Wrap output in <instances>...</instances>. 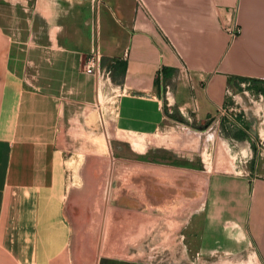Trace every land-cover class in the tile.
<instances>
[{
    "label": "crops",
    "instance_id": "crops-1",
    "mask_svg": "<svg viewBox=\"0 0 264 264\" xmlns=\"http://www.w3.org/2000/svg\"><path fill=\"white\" fill-rule=\"evenodd\" d=\"M96 53L125 92L107 135L135 155L69 167L64 129L99 96ZM251 80L264 85V0H0V264H264V89ZM236 81L249 88L231 96ZM226 118L242 173L157 156Z\"/></svg>",
    "mask_w": 264,
    "mask_h": 264
},
{
    "label": "rangeland",
    "instance_id": "rangeland-1",
    "mask_svg": "<svg viewBox=\"0 0 264 264\" xmlns=\"http://www.w3.org/2000/svg\"><path fill=\"white\" fill-rule=\"evenodd\" d=\"M242 82L244 81L235 82V86L239 89L236 91L235 87H233V89L230 90L231 96L241 91L242 88L246 90L249 88V85L240 87ZM247 82L256 89H264V85L260 83ZM119 86V80L101 68L99 73L98 98L93 101L90 107H76L75 111L71 112L64 129V137L67 140L65 156L69 160V167H81V165L85 167H95L96 164L100 162L97 156L108 158V154L112 151L125 157H133L135 155L134 148L131 147L130 143L125 142L119 147L120 144L115 145L111 143L107 135V128L110 126V120L114 118L118 101L122 94L125 93L124 89ZM233 107H235V105H233ZM234 125L235 123L233 120L231 121L226 118L225 121H222L221 125L215 126L209 132H206L208 130L206 126L202 128L194 126L192 129L194 138L191 139L190 137H186V140L194 141L189 143L188 146H185L189 151L186 148L184 149L183 145H180L177 147L179 148L178 150L160 152L157 156L168 159L170 162L187 163L189 161L191 165L196 167H203L205 161L209 163L211 160L214 161L218 158L222 160L224 164L227 162L229 168L233 171L242 173L244 171L242 165L244 160L241 158V148L238 146L236 140L238 138V131L233 127ZM156 137H158L157 141L167 142L160 134L155 135L153 138L149 137V140L155 141L154 139ZM127 138L131 139V143L133 138L138 142L142 140L141 137L128 136ZM173 144L177 146L176 143ZM135 146L139 147L137 145ZM146 146V144H142V149H145ZM73 156L77 157V160H70ZM149 156L151 157V154H149ZM105 194L106 193H104V197ZM91 226L92 224H85L84 229L90 231L92 229ZM98 244L99 239L95 240L94 243L88 239L84 240V247L86 248L89 246V251H91V247L94 249L98 248ZM94 257L98 258V256ZM179 264H203V260L202 257H196L195 261L192 260L190 263L183 261Z\"/></svg>",
    "mask_w": 264,
    "mask_h": 264
},
{
    "label": "built area",
    "instance_id": "built-area-1",
    "mask_svg": "<svg viewBox=\"0 0 264 264\" xmlns=\"http://www.w3.org/2000/svg\"><path fill=\"white\" fill-rule=\"evenodd\" d=\"M229 31L231 32V34L233 36H235L238 32H240L241 30L239 29V27L234 26L233 28H230ZM87 68L89 70H96L98 73H100V69H101V56L99 55V53H96L94 55H92L88 60H87Z\"/></svg>",
    "mask_w": 264,
    "mask_h": 264
},
{
    "label": "bare ground",
    "instance_id": "bare-ground-1",
    "mask_svg": "<svg viewBox=\"0 0 264 264\" xmlns=\"http://www.w3.org/2000/svg\"><path fill=\"white\" fill-rule=\"evenodd\" d=\"M231 23V22H230ZM123 132V131H122ZM187 136L186 137H190L191 139H193L194 137V135L192 134V132L191 131H188V132H186L185 133ZM211 136V135H210ZM156 140H158V139H156ZM174 140V139H173ZM175 142V141H174ZM177 142V141H176ZM136 145L137 146H139V147H141V144L138 142V141H136ZM133 183V182H132ZM136 184V183H135ZM148 192V191H147ZM131 193V192H130ZM139 194V193H138ZM141 195V194H140ZM135 200V199H134ZM183 205V204H182ZM116 208V207H115ZM184 208V207H183ZM183 210V209H182ZM117 214V213H116ZM121 214V213H120ZM128 214V213H127ZM147 226V225H146ZM175 243V242H174ZM174 254V253H173Z\"/></svg>",
    "mask_w": 264,
    "mask_h": 264
},
{
    "label": "trees",
    "instance_id": "trees-1",
    "mask_svg": "<svg viewBox=\"0 0 264 264\" xmlns=\"http://www.w3.org/2000/svg\"><path fill=\"white\" fill-rule=\"evenodd\" d=\"M251 82L256 83V84L260 83V81H257V80H251ZM177 120L180 121V122L185 123V120L183 118H181V117H177Z\"/></svg>",
    "mask_w": 264,
    "mask_h": 264
}]
</instances>
